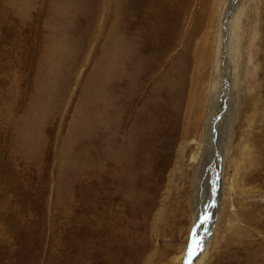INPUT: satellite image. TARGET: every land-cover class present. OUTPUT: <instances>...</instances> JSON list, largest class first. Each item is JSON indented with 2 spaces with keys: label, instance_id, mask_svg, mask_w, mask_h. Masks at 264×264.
I'll list each match as a JSON object with an SVG mask.
<instances>
[{
  "label": "rangeland",
  "instance_id": "1",
  "mask_svg": "<svg viewBox=\"0 0 264 264\" xmlns=\"http://www.w3.org/2000/svg\"><path fill=\"white\" fill-rule=\"evenodd\" d=\"M232 4L0 0V264H199L217 145L200 264H264V0Z\"/></svg>",
  "mask_w": 264,
  "mask_h": 264
},
{
  "label": "bare ground",
  "instance_id": "2",
  "mask_svg": "<svg viewBox=\"0 0 264 264\" xmlns=\"http://www.w3.org/2000/svg\"><path fill=\"white\" fill-rule=\"evenodd\" d=\"M229 1V5H233L232 4V0H228ZM243 3V0H239V4L242 5ZM242 8V6H241ZM236 9V8H235ZM229 10V9H228ZM230 12V11H229ZM227 18V17H226ZM260 19V18H259ZM258 19V20H259ZM261 20V19H260ZM223 21V20H222ZM230 22V21H229ZM228 21H224V32L227 33V35L223 34L225 36V39H226V45L228 43V40H229V35L231 34L230 32V28H229V23ZM9 23V22H8ZM238 27V26H237ZM11 28V27H10ZM237 29V28H236ZM236 31V30H235ZM234 33V31H233ZM232 37V36H231ZM236 48L237 46H239V38H240V34H236ZM238 40V41H237ZM230 41V40H229ZM2 42V40H1ZM229 47V46H228ZM2 50V49H1ZM12 50V49H11ZM238 51V50H237ZM8 52V51H7ZM6 52V53H7ZM227 52V50H226ZM12 54V53H10ZM14 54V53H13ZM10 56V55H9ZM8 56V57H9ZM238 56V55H237ZM14 58V57H13ZM13 61V60H11ZM223 61H224V58H222L221 60V64L223 65ZM14 64V63H13ZM11 66V65H10ZM4 67V66H3ZM6 69H7V66H6ZM6 71V70H5ZM2 72V71H1ZM0 72V73H1ZM225 78V77H224ZM226 84H228L227 80H226ZM7 85V84H6ZM120 81H119V78H115L114 82H113V86L115 87L116 89V92H118V89L120 88ZM231 88V87H230ZM14 90V89H13ZM12 90V91H13ZM5 96V95H3ZM3 136L4 139H6V133L3 131L0 135V138ZM12 140V139H11ZM210 140H211V137H209V145H210ZM218 143V142H217ZM14 145V143H12ZM9 145H11L9 143ZM207 151H205L203 154H202V157L198 160L196 157H192V159H195L197 161L196 165L194 166V171H193V179H191L190 181L192 182V185H193V199L191 201V208L192 210H194V212L196 213L198 219H203L202 221H205V219L207 220V223H206V226H205V230H204V234H203V242L200 241L199 242V246H195L196 249H194L193 247V251L196 255H197V258L198 259V262L200 264V261L204 258V256L206 255V247H207V244H208V229H210V231L212 230L213 228V225H214V222H215V218L217 217V214H218V211L220 209V205H221V198H222V183H223V178L222 177V165L220 163V159L222 158L221 157V154L220 153L222 150L221 148L217 145V147H215L214 151H213V157L210 159L209 161V164H208V146H207ZM183 151H184V146H181L179 147V157L182 156L183 154ZM207 154V155H204V154ZM16 159V158H15ZM191 159V158H190ZM1 161V160H0ZM8 161V160H7ZM15 161V160H14ZM17 162V161H16ZM15 162V163H16ZM5 164V163H4ZM3 164V165H4ZM7 164V163H6ZM5 164V165H6ZM1 165V164H0ZM2 165V166H3ZM14 165V164H13ZM10 166V165H8ZM12 168V167H11ZM4 170V168H1ZM13 170V169H12ZM1 171V170H0ZM5 172V171H4ZM3 173V171H2ZM1 173V174H2ZM16 176V175H15ZM14 176V177H15ZM13 177V178H14ZM12 178V177H11ZM12 178V179H13ZM10 179V180H12ZM15 180V179H14ZM13 180V181H14ZM11 182V181H10ZM3 184V183H2ZM11 184V183H10ZM224 184V183H223ZM15 185V184H14ZM191 185V186H192ZM192 192V193H193ZM209 203V204H208ZM208 207L211 208V214L208 212ZM191 210V211H192ZM208 213H209V218H208ZM212 215V218L210 217ZM208 220L209 221V224H208ZM196 223V222H195ZM202 227V224L201 225H197V229H196V232H198ZM209 231V233H210ZM201 239V238H200ZM196 241L198 240H195L194 243H196ZM193 245H196V244H193ZM201 249H200V248ZM204 250V251H203ZM194 257V256H193ZM189 258V256H188ZM191 258V257H190ZM195 258V257H194ZM191 263V261L189 262Z\"/></svg>",
  "mask_w": 264,
  "mask_h": 264
},
{
  "label": "snow or ice",
  "instance_id": "3",
  "mask_svg": "<svg viewBox=\"0 0 264 264\" xmlns=\"http://www.w3.org/2000/svg\"><path fill=\"white\" fill-rule=\"evenodd\" d=\"M196 244H197V247H198V246H199V242L197 241ZM188 251H189V253L192 252V246H191V244L189 245V249H188Z\"/></svg>",
  "mask_w": 264,
  "mask_h": 264
},
{
  "label": "water",
  "instance_id": "4",
  "mask_svg": "<svg viewBox=\"0 0 264 264\" xmlns=\"http://www.w3.org/2000/svg\"><path fill=\"white\" fill-rule=\"evenodd\" d=\"M191 246H192V249H193V246H194V245H193V239H192V245H191Z\"/></svg>",
  "mask_w": 264,
  "mask_h": 264
}]
</instances>
